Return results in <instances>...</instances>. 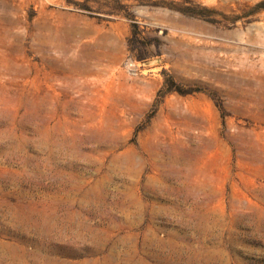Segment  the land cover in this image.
<instances>
[{
  "label": "rangeland",
  "instance_id": "obj_1",
  "mask_svg": "<svg viewBox=\"0 0 264 264\" xmlns=\"http://www.w3.org/2000/svg\"><path fill=\"white\" fill-rule=\"evenodd\" d=\"M262 1L0 0V264H264Z\"/></svg>",
  "mask_w": 264,
  "mask_h": 264
},
{
  "label": "trees",
  "instance_id": "obj_2",
  "mask_svg": "<svg viewBox=\"0 0 264 264\" xmlns=\"http://www.w3.org/2000/svg\"><path fill=\"white\" fill-rule=\"evenodd\" d=\"M254 10L255 11H264V1L258 3L255 7H254ZM183 12V11H182ZM185 14H192V13H185ZM193 16H195V14H193ZM180 94H183V95H186V94H189V93H182L180 92Z\"/></svg>",
  "mask_w": 264,
  "mask_h": 264
}]
</instances>
